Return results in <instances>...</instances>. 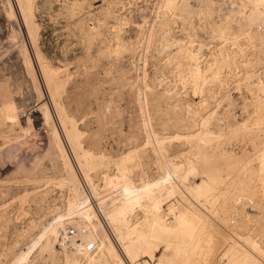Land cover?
<instances>
[{
    "label": "rangeland",
    "instance_id": "rangeland-1",
    "mask_svg": "<svg viewBox=\"0 0 264 264\" xmlns=\"http://www.w3.org/2000/svg\"><path fill=\"white\" fill-rule=\"evenodd\" d=\"M31 2L34 41L18 0H0V264H13L29 249L22 264L116 261L104 258L108 238L100 243L82 238L77 250L69 245L77 255L66 261L64 247L69 246L62 243L81 236L79 230L68 235V227H83L86 233V224L96 218L88 220L77 207L55 239L47 232L57 216L67 214L69 198L63 181L68 168L52 126L121 255L100 202L106 206L124 184L141 185L166 175V186H173L175 195L164 202L163 219H172V203L207 222L209 230L197 236V264H218L238 235L264 251V16L238 31L226 6L242 5L241 0H173L170 7L166 0ZM192 7H209L210 18L189 16L186 10ZM243 9L247 13L249 7ZM225 20L230 33H215L211 26ZM38 53L64 82L58 100L80 133L81 148L112 159L138 148L124 172L107 159L89 169L96 193H90L44 85ZM41 105L49 110V123L41 119ZM203 172L221 183L205 195L190 193L187 185L199 182ZM218 194L220 200L214 199ZM142 216L136 210L131 223ZM245 244L260 261V251ZM162 251L160 246L155 259L139 256L135 263L147 259L156 264Z\"/></svg>",
    "mask_w": 264,
    "mask_h": 264
},
{
    "label": "bare ground",
    "instance_id": "bare-ground-1",
    "mask_svg": "<svg viewBox=\"0 0 264 264\" xmlns=\"http://www.w3.org/2000/svg\"><path fill=\"white\" fill-rule=\"evenodd\" d=\"M241 1L242 5H234L232 7L230 6L231 4L229 6L227 4V10L225 8L226 11H231L233 13L234 24L238 31H243L247 25L252 24L254 21L264 16V0ZM18 4L26 24L28 34L34 41L37 34V24L33 20L34 5L32 6L31 0H18ZM166 5L168 7L172 6L173 0H166ZM246 6L249 7L247 13H245L243 9ZM186 11L189 12V16H192L194 14H202L204 16L209 15V18L211 13V9L209 7H206L203 10H196L192 7V9H188ZM211 28L215 33L222 35L224 33H230L229 31L232 26L225 20L220 24H213ZM24 60L26 65L28 66V70L30 69L29 72L33 71L31 61L26 54ZM38 64L40 68V70H38L41 72V75L45 82L44 85H46L52 102L55 105L54 108L56 107L57 109L58 117L60 119V122L64 126L66 136L69 142H71L70 144H72L71 146L81 167L82 175L88 182L90 193H96L97 188L89 177V169L95 166L97 167L98 165H102L104 163V160H108L112 161L117 166V168H120L122 172H124L128 169V163L137 158L138 148L130 149L119 155L117 158L113 159L103 154L95 156L91 151L81 148L78 140L80 133L75 127V123H73V120L66 114L63 106L58 100L64 83L63 80H61L58 76V70L44 61L39 53ZM31 74H33V72H31ZM35 76L36 75H34V77ZM197 76L199 77L200 75ZM40 114L41 119L44 120V123H49L51 121V115L47 106L43 105L41 107ZM38 119L39 118H37L36 120ZM67 122H70L72 124L70 129H67L65 126ZM50 130L51 136L62 158L63 164L68 168V173L63 178V181H66L68 183L69 188L67 214L63 216H57L56 219L52 221L50 227L47 226L49 227L47 232L54 236V239L58 236L62 228H64L63 226H66V223L68 224V222L71 220L70 216L74 212V208L77 207L78 210H81L80 214H82L83 217L88 218V220L89 218L92 219L93 216H95L96 218L95 221H90L86 224V226L88 225V230L86 233L81 232V236L77 234L78 237H73L69 242L67 241V239L69 238H66L65 242H63L62 244L65 243L67 247L69 245H72L71 247L77 250V248H80L78 246H80L82 238L87 241L90 240L89 243L92 241L100 243L103 239L108 238L109 242L105 245L106 256L104 258H109L112 261V257H116V261L114 264H127L124 258H126L130 263H135L139 259V256H148V258L155 259V252L160 250V246H162L163 251L157 258L156 264H197V254H201V251L198 250L200 244L197 236L200 233L209 230V228L207 227V222L198 212L192 211L190 209H176L172 207V203L168 205L169 213L171 212L172 214V219H170L169 221L163 219V204L175 195L174 187L166 186V183L169 179L167 175L163 178L144 182L141 185L124 184L122 193L119 192V194L116 195L110 203L105 206L104 204H102V202H100V213L103 215V219L107 220L110 224L114 232L112 234L115 235L116 239L119 242L118 244H120L121 246V250L124 255L123 257V255H121V253H119V251L115 249L113 241L111 242V235L107 233L108 230L105 229L103 222L100 220L101 217L99 218L97 216L98 213H95L93 205L91 204V198H89L88 195L89 193H87L86 190H83L81 186V184L84 183L82 181L83 178L80 179L83 183H80L77 175L73 174V165L69 160V157L67 155L68 152L66 153L55 127L52 126ZM198 134L199 133H197L196 135ZM198 136L199 140H204L203 135ZM103 178H105L106 180L111 179L107 174H103ZM119 180H121V178ZM109 183L111 182L109 181ZM220 183L221 179L219 177L217 178L215 176L209 175L207 172H203L200 181L196 183H189L187 185V189L192 194L205 195L209 191L216 189V186ZM222 193L223 191L220 192V194ZM220 194H218L217 196H213V198L220 200L218 199V197H220ZM136 210H140L143 213V216L141 220L132 224L131 219ZM209 225L211 226V224ZM111 237L113 239V236ZM240 239H243L244 243ZM245 242L250 243L251 247L254 250L260 251L262 256L260 261L255 258V256L253 255L254 252H251V250L246 246ZM71 247H64L65 251L71 252H64L66 254L65 259L68 263L73 262L77 255V251L75 252L70 250ZM29 251L30 249L24 252V255L20 256L13 264H22L23 259L27 256ZM92 262L96 264L97 260H94ZM149 263L150 261L148 262L147 259H144L142 262H137V264ZM218 264H264V251H262L256 245V243L251 240V238L242 237L241 235H238V237L234 236V239L228 244Z\"/></svg>",
    "mask_w": 264,
    "mask_h": 264
},
{
    "label": "built area",
    "instance_id": "built-area-1",
    "mask_svg": "<svg viewBox=\"0 0 264 264\" xmlns=\"http://www.w3.org/2000/svg\"><path fill=\"white\" fill-rule=\"evenodd\" d=\"M78 230L81 231V232H84V228L83 227H81V229H77L75 227H68L67 233H68V235H75V234L78 233Z\"/></svg>",
    "mask_w": 264,
    "mask_h": 264
}]
</instances>
